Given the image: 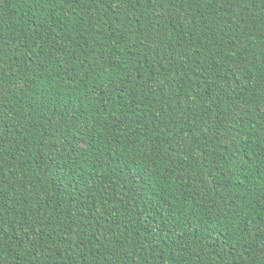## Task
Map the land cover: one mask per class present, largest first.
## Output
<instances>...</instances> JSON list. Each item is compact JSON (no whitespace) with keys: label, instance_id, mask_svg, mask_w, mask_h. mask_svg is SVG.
Returning <instances> with one entry per match:
<instances>
[{"label":"trees","instance_id":"trees-1","mask_svg":"<svg viewBox=\"0 0 264 264\" xmlns=\"http://www.w3.org/2000/svg\"><path fill=\"white\" fill-rule=\"evenodd\" d=\"M0 264H264V0H0Z\"/></svg>","mask_w":264,"mask_h":264}]
</instances>
